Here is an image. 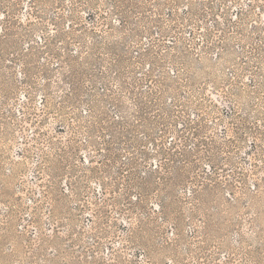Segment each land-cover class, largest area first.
I'll use <instances>...</instances> for the list:
<instances>
[{
  "label": "rangeland",
  "instance_id": "1",
  "mask_svg": "<svg viewBox=\"0 0 264 264\" xmlns=\"http://www.w3.org/2000/svg\"><path fill=\"white\" fill-rule=\"evenodd\" d=\"M0 264H264V0H0Z\"/></svg>",
  "mask_w": 264,
  "mask_h": 264
}]
</instances>
